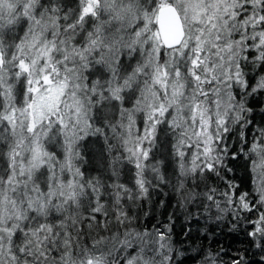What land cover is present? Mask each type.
<instances>
[{
	"label": "snow or ice",
	"instance_id": "obj_1",
	"mask_svg": "<svg viewBox=\"0 0 264 264\" xmlns=\"http://www.w3.org/2000/svg\"><path fill=\"white\" fill-rule=\"evenodd\" d=\"M169 207L264 264V0H0V264H223Z\"/></svg>",
	"mask_w": 264,
	"mask_h": 264
},
{
	"label": "trees",
	"instance_id": "obj_2",
	"mask_svg": "<svg viewBox=\"0 0 264 264\" xmlns=\"http://www.w3.org/2000/svg\"><path fill=\"white\" fill-rule=\"evenodd\" d=\"M259 120V117H257ZM236 175L238 178L244 177L243 168L236 169ZM157 200L165 199L164 196L158 195L155 197ZM194 213L192 217H188L187 213L183 208L180 207H169L166 209H159L157 215L161 212L166 216L168 213H173L175 217V231L179 233L181 230H186L191 228L192 235L198 236L195 240L196 246H203L205 248H210L214 252H220L221 260L223 264H230L232 255L237 251H243L248 245L247 240L243 233L237 228L236 231H230L232 227L231 218L227 215L221 220H216L215 217L211 220L206 217H200L197 219L195 213L198 210L195 208L189 209ZM164 217L161 216V219ZM193 245L192 241H189L188 247ZM255 251V250H254ZM194 254V253H192ZM248 258L250 260L258 262L260 257L254 255V253H248Z\"/></svg>",
	"mask_w": 264,
	"mask_h": 264
}]
</instances>
